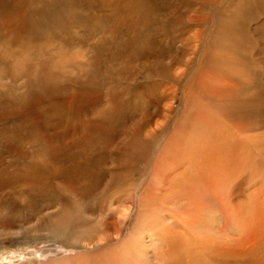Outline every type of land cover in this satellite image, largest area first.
<instances>
[{
  "label": "bare ground",
  "instance_id": "6f19581e",
  "mask_svg": "<svg viewBox=\"0 0 264 264\" xmlns=\"http://www.w3.org/2000/svg\"><path fill=\"white\" fill-rule=\"evenodd\" d=\"M123 1L125 4L122 7L113 5L109 9L110 14L119 13L118 16L120 17L121 14L124 18L122 30L125 29L126 37L123 40V47L127 50L123 55H118V50L104 57H99L98 53L93 55L83 49L79 41L68 42V36L72 37L73 34L65 33L64 30L61 37L55 36L43 40L39 38L33 44L28 39L35 31L33 23H30V28H25L23 22L20 27L18 20L4 21L12 29L7 36L19 35L17 29L20 32L23 30L21 41L24 45L25 42L31 43L29 49L20 50L21 45L14 44L8 39L4 48L9 49L13 45L15 47L11 51L0 52V62L5 61L2 55H6L8 57L6 60L12 62L13 74L20 75L27 69L26 81L21 80L17 85L16 95L22 93L17 97L23 95L25 97L32 91L37 92L36 82L39 80L38 84L42 82V85L38 92L41 93L43 90L49 94L52 81L63 77L82 80L79 91L74 89L80 93L75 100L83 98L88 100L87 103L83 102L85 104L81 106L79 112L89 113V116L81 115V120H77L76 125L71 124L60 140L53 141L57 148L50 147L48 155L44 156L50 163L56 162L57 165H61L65 153L76 155L75 167L72 168V164L65 165L66 170L62 175L65 182L60 184L65 186L68 182H73L74 185H78L81 177L87 172L91 162L89 158L93 154L96 155L98 164L102 159L99 158V154L101 157L107 154L112 142L119 151L117 153L114 149L115 157L111 158L107 169L103 167V171L110 176L115 171L114 177L106 182L105 188L110 191L109 204L121 207V218L114 216L115 211L104 213L103 206L100 205L92 222L97 218L99 221L92 227L101 226L102 236L90 238L88 231L84 232L82 229L75 234L87 245L109 246L112 242H116L117 247L104 256L90 259L86 264H264V147L254 149V139H256L254 134L248 129L244 130L239 119H228L225 114L229 108L228 102L235 97L237 91L235 84L231 82V77L244 74L247 69L238 70L239 68L236 69V65L233 64L235 68H232L231 76L225 78L223 75L227 72L218 65L223 62L227 66L226 62L233 59L230 53L223 52L221 56H215L214 64L217 66L207 62V53H205L201 57L198 70L200 71L203 66L209 70L216 67L215 71L218 73H205L203 76L198 74L192 78L193 88L190 93L192 97L186 103V107L187 104L189 106L186 113L190 110L192 113L184 123L175 125L176 127L172 129L175 130L173 135L168 137V125L171 124L174 116L172 105L177 98L175 95L177 88L181 84L178 71L189 66L205 37H202L200 30L197 32L195 29L192 35H187L180 41L176 40L178 37L190 34L188 31L180 34L179 31L186 28V24L184 22L177 24L175 21L178 22V18L173 17L177 13L189 14L190 7L187 4L176 3L170 8L171 10L164 11V14L167 13L166 17L158 18L156 4L154 5L156 0ZM206 2L209 0H203V5ZM236 9L231 12L237 14ZM26 17H31L30 11L26 13ZM198 24L200 25V22L189 19L187 27L198 28ZM15 26L17 28H14ZM82 26L84 28L85 25ZM83 28L76 29V34H80ZM2 32H4L3 28ZM108 37H115L114 31L109 32L106 38L103 37L105 42L98 46L105 48L110 45L106 42ZM95 42L97 41L89 45ZM47 45H52L55 52H45L44 47ZM166 48H169L171 56L162 58L161 54ZM32 49L35 51H30ZM228 49V46L223 48L224 51ZM25 51L39 54L35 58L27 59L25 56H20V53ZM40 52L44 55L40 56ZM233 56L238 57L236 53ZM57 63L61 67V73L51 72L56 70ZM87 65H90L91 69ZM83 66L86 68L85 71L79 72ZM10 67L9 63L8 69ZM46 67L49 73H46ZM8 69H0V91L9 88ZM121 70L123 72L119 73ZM92 71H95V76ZM139 76L149 81L145 90L139 89V84L138 88L132 86ZM102 77L110 79V84L114 83V85L103 90V85H100L103 83L98 82V78ZM119 80L126 82L127 86L123 84L125 91L119 89ZM153 80L159 81V85L161 80L173 82L175 87L171 91L163 90L156 93ZM31 83L36 86H32ZM81 87L85 88L84 94L80 91ZM152 94L153 97L160 95L162 99L165 98L163 106L160 99L162 112L160 115L155 113L157 108L151 106L146 99L147 95L152 96ZM29 97L26 96L24 100L29 101ZM183 97L189 98L187 91L182 92L181 98ZM130 98L134 100L130 102ZM126 107L133 109L130 118L116 114L126 113ZM207 111L218 113L221 117L212 115L211 121L200 122L199 113L205 114ZM123 118L129 122H124ZM48 122L50 127L62 129L61 132L55 133L59 136L62 135L60 133L63 132L64 125L69 124L55 120ZM123 124L130 125L128 137L117 139L116 131ZM54 128H51L53 132L56 131ZM261 137L262 140L258 143L264 142V131ZM49 139L52 141L51 138ZM243 143L252 148L246 151ZM139 150L144 152L139 153ZM132 151L135 152L134 155ZM160 158H165L164 168L159 167ZM141 159L152 161L147 168L149 170L141 174L143 182L130 180L126 182L125 176L136 171L134 169L136 161ZM78 171L82 174L78 179L65 177L68 172ZM150 171L153 173L148 180H145ZM27 172L29 173L26 175L14 173V176L28 177L30 171ZM162 178H166V182H160ZM75 180L77 182H74ZM78 196L86 201L91 198L90 192ZM124 197L130 199L132 203L128 204L126 201L120 203L121 200H117ZM57 210V218L60 220H65L71 215L67 207L56 208Z\"/></svg>",
  "mask_w": 264,
  "mask_h": 264
},
{
  "label": "rangeland",
  "instance_id": "374dc122",
  "mask_svg": "<svg viewBox=\"0 0 264 264\" xmlns=\"http://www.w3.org/2000/svg\"><path fill=\"white\" fill-rule=\"evenodd\" d=\"M149 1L145 0V2ZM176 3L177 5L187 4L190 7L189 14L177 13L176 16H173L178 18L179 21H175L177 24H182L183 22L186 24V28L181 29L179 33L185 34L187 31L190 33L184 37H178L176 40L180 41L186 38L187 35H192L195 29H197V32L200 30L202 37L207 39L203 38L199 46L200 48H198L189 66L186 69L180 68L178 71V78H180L181 84L177 88L175 94L177 98L173 101L172 105L174 116H172L171 124L168 125V137L173 135L175 131L172 130L173 127L184 123L192 113L191 110L186 113V110L189 108L188 104L186 107V103L192 97V94H190L193 88L192 78L198 74L203 76L205 73H218V71H215L216 67L209 70L203 66L199 71L198 67L201 57L207 53L206 60L210 65H213L215 63V56H221L223 52H227L230 53L229 55L233 59L226 62L227 66L223 62L218 65V67L223 68L227 72L223 77H230L232 68L235 67L236 69L239 68L238 70L240 68H246L247 70L246 74L240 73L238 76L231 77V82L235 84L237 91L235 97L228 102L229 108L225 113L226 117L228 119H239L241 127L244 130L248 129L256 137L254 139V149L258 147L263 148L264 142H258L262 140L261 134L264 131V0H209L204 5L203 0H156L154 5L156 4L158 18L166 17L167 13L164 14V11L171 10L170 8H173ZM124 4L123 0H0V52L11 51L15 47L13 45L9 49L4 48V44L8 39L14 42V44L21 45L22 48L20 50L24 48L29 49L31 43H36V39L41 38L43 40L51 39L55 36L61 37V33L63 34L64 30L65 33L73 34L72 37L68 36V42L76 43L79 41L80 46L93 55L98 53V55L100 54L99 57H104L113 52L116 53V50H118V55H123L127 50L123 47V40L126 37L125 29L122 30L124 18L121 14L119 17V13L115 14L113 12L110 14L109 9L113 5L120 8ZM234 8H237V14L231 12ZM28 11L31 12L30 18L26 17ZM189 19L193 22H200V25L198 24L199 27L197 25L198 28H195L196 26L188 28ZM15 20L19 21L20 27L23 22L25 28H30V23H33L35 31L32 33L31 38H28L31 43L25 42L24 45L21 41V34L24 35L23 30L20 32L17 29V34L19 35L12 34V36H7L12 29L4 21L12 22ZM104 20L107 21L105 22ZM82 24L85 25V29ZM80 27L83 28L82 32L77 35L76 29ZM2 28L4 32H2ZM14 28H17V26ZM112 31H114L117 39L115 37H108L106 42H109L110 45L108 44L105 48L98 46L105 42L103 37L106 38L109 32ZM118 33L120 35H117ZM229 39H232V41L228 42ZM95 40L97 42L92 44L95 47L89 45ZM224 41L225 44H223ZM203 42L207 43L204 44ZM225 46H228L230 52L223 50ZM44 48L47 53L55 52L52 45H47ZM168 49L166 48L163 54H161L162 58H169L171 56ZM30 51H35V49ZM41 53L43 52H40V56H43L44 53L42 55ZM234 53L238 57H234ZM38 54L35 52L26 53L25 51V53H20V56H25L28 59L30 57L35 58ZM14 57L17 56L14 55ZM2 58L5 61L0 62V69H8L9 63L11 67L7 71V76L10 79L9 88L8 90L0 91V264H86L90 259L106 255L108 252L116 249V242H112L109 246L102 244L97 246L87 245L75 234L82 229L84 232L88 231L91 235L90 238L92 236H102L103 231L100 228L101 226L92 227L93 224L99 221V218H97L92 222L98 213L100 205L103 206L104 213H113L115 211L114 216H120L119 218H121V207H114L109 204L111 200L110 191L108 188H105L106 182H109L114 177L115 171L112 176L103 171V167L107 169L110 166L111 158L115 157L114 151L119 152L114 147V143L112 142L110 145L107 154H101L102 157L99 154V158L102 159H100L98 164L96 155L94 156L93 154L89 158L91 162L87 167L86 174L82 177L80 171L67 173L65 177L73 179L81 177L78 185H74L73 182H68L65 186L60 184L65 182L64 178L62 179V175L66 170L65 165L72 164L73 166L71 165V167H75L74 157L76 155L65 153L66 156L63 155L65 162L61 163L62 167H60L61 165H57L56 162L50 163L47 157L44 158V156L48 155L50 147H56L53 141H56V139L60 140L67 133L71 124L76 125V121L80 119L81 115L89 116V113L79 112L81 106L85 104L83 102L87 103L88 100L86 98L75 100L76 96L80 94L78 91L82 80L63 77L62 79L52 81L50 84V94L43 90V93L42 91L41 93L38 92L41 90L39 87L42 85V82L38 84L39 80L36 82L38 86V90L36 91L38 93L34 91L27 93L26 96H30V100H24L26 96L24 97L23 95L19 98L17 96L22 93L18 95L16 93L18 89L17 85L21 80L26 81L27 69L20 75L13 74L12 62L6 60L8 59L6 55H2ZM230 61L231 64H229ZM233 64L236 66L234 67ZM55 65L56 70H51V72L61 73L60 65L58 63ZM87 66L90 68V65ZM213 66H217V64ZM47 67L46 73H49ZM85 69L83 66V69L79 72L85 71ZM92 72L95 76V71ZM122 72L123 70L119 73ZM102 78H98V82L103 83L100 84L103 85V90L109 89L110 86L114 85V83L110 84V79ZM118 82H120L119 89L125 91L123 84L126 85V82L123 80H119ZM158 83L159 81H154V92L156 93L163 92V90L171 91L175 87L173 82L169 83V81L165 80H161L160 85ZM31 84L34 87L36 86V84ZM138 84L140 87L137 86ZM146 85H149V81H146L142 76L137 77L132 83L134 88L139 87L142 90H145ZM84 89L83 87L80 90L82 94L85 92ZM183 91L188 92L189 98H181ZM146 99L149 100L151 106L154 105L157 108L155 112L157 115L162 114L160 99L163 106L165 98L162 99L160 95L153 97L152 94V96L147 95ZM129 100L131 102L134 99L130 98ZM70 101L72 102L71 104L69 103ZM132 110V107L128 109L126 107V113L121 112L116 114L130 118L129 115H132ZM199 114L201 115L199 118L201 117L200 122L202 123L205 120L211 121L212 115L220 116L218 113H209L208 111L205 114ZM48 120L63 121V124L69 122V124L64 125L63 132L60 133L62 135L59 136L55 135V133L61 132L62 129L50 127ZM123 120L124 122H129L124 118ZM249 124L251 126L247 127ZM129 127V124H123L118 128L116 131L117 139L128 137ZM51 128H54L56 131L53 132ZM49 143L51 146H49ZM243 148L247 151L252 147L243 143ZM143 152V150H139V153ZM131 153L135 154L134 151ZM147 156L149 157V155ZM44 160L48 163H45ZM136 162L134 167L136 171L125 176L126 182L129 180L132 182H143L141 174L152 163V161L147 159H141ZM158 163L159 167L164 168L165 158H160ZM28 170L30 171L28 177L14 176V173L15 175H26L29 173L27 172ZM152 171L148 172L145 180L150 178L153 173ZM74 182L77 181L75 180ZM160 182H166V178H162ZM146 184L147 182L144 183V185ZM88 192L91 194L89 201L82 200L78 196V194H86ZM117 200H121L120 203L124 201L128 204L132 203L127 197ZM113 203L115 204V202ZM62 207H67L71 212V215L65 220L57 218L58 210L56 211V208ZM15 211L19 212V216Z\"/></svg>",
  "mask_w": 264,
  "mask_h": 264
}]
</instances>
